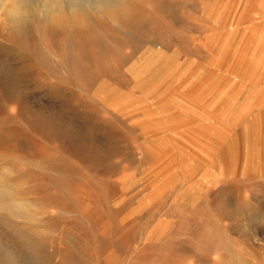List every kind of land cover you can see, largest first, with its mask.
I'll return each mask as SVG.
<instances>
[{
  "label": "rangeland",
  "instance_id": "obj_1",
  "mask_svg": "<svg viewBox=\"0 0 264 264\" xmlns=\"http://www.w3.org/2000/svg\"><path fill=\"white\" fill-rule=\"evenodd\" d=\"M0 264H264V0H0Z\"/></svg>",
  "mask_w": 264,
  "mask_h": 264
},
{
  "label": "bare ground",
  "instance_id": "obj_2",
  "mask_svg": "<svg viewBox=\"0 0 264 264\" xmlns=\"http://www.w3.org/2000/svg\"><path fill=\"white\" fill-rule=\"evenodd\" d=\"M23 1H28V0H23ZM44 3V2H43ZM4 6V5H3Z\"/></svg>",
  "mask_w": 264,
  "mask_h": 264
}]
</instances>
